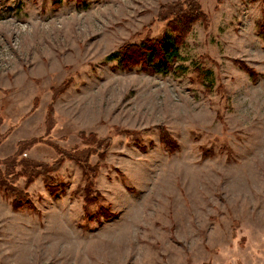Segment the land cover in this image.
Listing matches in <instances>:
<instances>
[{"label":"rangeland","instance_id":"rangeland-1","mask_svg":"<svg viewBox=\"0 0 264 264\" xmlns=\"http://www.w3.org/2000/svg\"><path fill=\"white\" fill-rule=\"evenodd\" d=\"M174 1L0 0L1 169L50 165L83 131L112 138L88 207L70 159L55 192L30 185L33 208L0 188V264H264V0H199L209 24L181 71L108 59L169 32L158 14Z\"/></svg>","mask_w":264,"mask_h":264},{"label":"trees","instance_id":"trees-1","mask_svg":"<svg viewBox=\"0 0 264 264\" xmlns=\"http://www.w3.org/2000/svg\"><path fill=\"white\" fill-rule=\"evenodd\" d=\"M225 0H217L221 5ZM158 20L165 22L169 32L164 33L158 38H145L140 43H125L122 47L108 57L116 60L124 69L138 67L140 70L152 73L167 74L171 71H181L182 64L176 65L180 61V47L191 33L193 25L201 21L205 26L209 24V17L203 10L199 0H181L163 5L158 14ZM264 30V25H261ZM240 67L245 69L251 77H256L253 68L248 67L240 59H234ZM53 111L49 114L52 118ZM162 142L168 152H174L178 148L177 142L170 136L169 132L161 129ZM82 141L86 145L82 150H75L73 153H64L58 157L54 163L47 164L39 161H24V167L20 171H15L12 167V160H6L2 164L5 170L0 167V188L12 197L13 208L18 210L26 204L34 207L30 200L28 189L38 178H43L47 186L54 192L56 191L51 184V174L60 170L64 162L68 159L73 160L82 170L84 185L85 207L96 202L99 194L94 195L95 178L97 177L101 165L105 162L107 153L111 147V136L99 137L90 132H81ZM93 154L98 155V161L92 163L90 158ZM25 177V185L19 187L16 183L19 177Z\"/></svg>","mask_w":264,"mask_h":264}]
</instances>
